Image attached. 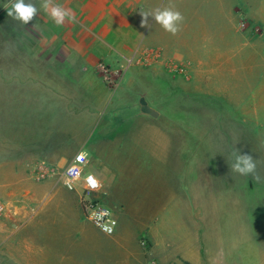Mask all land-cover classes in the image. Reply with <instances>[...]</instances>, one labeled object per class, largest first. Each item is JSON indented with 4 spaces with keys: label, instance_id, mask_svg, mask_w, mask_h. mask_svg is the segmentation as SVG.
I'll return each mask as SVG.
<instances>
[{
    "label": "crops",
    "instance_id": "crops-1",
    "mask_svg": "<svg viewBox=\"0 0 264 264\" xmlns=\"http://www.w3.org/2000/svg\"><path fill=\"white\" fill-rule=\"evenodd\" d=\"M137 1L133 12L130 0H53L77 22L57 26L46 15L45 45H0V183L7 205L0 264H210L207 247L218 241L233 246L226 264H264V156L255 158L261 179L250 175L248 206L242 205V176L230 171L234 154L213 172L224 180L229 169L237 189L210 187L212 165L203 158L199 171L209 182L192 169L188 191L178 194L172 164L163 159L171 132L156 126L162 114L177 116L178 108L149 104L162 97L177 103L181 80L191 101L202 98L209 111L221 103L237 131L243 124L249 129V148L264 149V0H209L201 47L190 43L187 23L175 36L159 25L149 35L157 46H141L144 9ZM6 3L0 0V31ZM131 20L137 31L127 28ZM100 65L120 74L113 87ZM167 86L169 94L161 91ZM190 130L204 134L205 125ZM227 145L242 151L241 141ZM77 153L87 160L83 175L100 183L91 200L117 219L113 235L85 217L80 185L51 189L46 177L49 189H33V169L64 168ZM205 195L215 205L232 196L233 204L215 210L232 222L195 217L205 210L199 208Z\"/></svg>",
    "mask_w": 264,
    "mask_h": 264
},
{
    "label": "rangeland",
    "instance_id": "rangeland-1",
    "mask_svg": "<svg viewBox=\"0 0 264 264\" xmlns=\"http://www.w3.org/2000/svg\"><path fill=\"white\" fill-rule=\"evenodd\" d=\"M137 0H130V10L134 12L137 9ZM145 2L147 4L145 5ZM211 4L209 0H143L139 5L143 7L144 11H151L156 8H164V7H173L179 10L184 15V22L183 24L187 23L191 27V34H190V43L197 44L201 47L202 45V37H201V28H202V20L205 17L206 7ZM37 7H40L39 2H37ZM2 18V29L0 31V45L1 46H25V45H34L40 46L45 45V17L48 14L45 13L43 9H41L40 14L31 21L28 25H22L18 21H14L12 18L8 17L7 10L3 12ZM52 23V21H51ZM54 24V23H53ZM113 24V23H112ZM116 26V23H114ZM149 27H142L143 33L141 34L145 38L143 39L141 46H157L158 42L157 39L149 37L155 30H158L159 24H156L154 19L151 17L149 18ZM158 26V27H157ZM130 31H137L139 26L136 22L131 20L129 22ZM193 39V40H192ZM52 42V41H51ZM100 69V74L104 77L103 79L107 82V84L111 87L114 86L116 80L120 77V74H110L109 67L103 66ZM109 75V76H108ZM178 83V93H177V103L176 102H169V99H163L160 103L157 101V96L159 93H154L156 98V103L151 102L149 104H155L157 108L160 106H177L178 108V115L177 116H164L160 117L157 122L156 126L161 127L166 132H171V134L167 135L166 140L170 143L168 149L164 153L163 159L166 163L172 164L171 173L173 176L176 177L177 182L176 184L172 181V190L174 191L175 188L180 193H185L188 191V187L186 184V177L190 175L191 170H195V168H201L202 159L204 158L205 161L209 159L211 161V176L213 177V184L210 185L213 189L223 190V188H234V184H236V189L238 186V181L233 183V180H228L229 169H227L226 179L220 180L219 177L214 175V168L213 165L216 163L223 162L224 159H231L233 158L234 149L231 145H227L229 143L241 141L242 145V154L247 153L251 154L254 159L256 157H262L264 155V149H250V142L253 141L252 136L249 133V129L246 125H242V132L237 131V124L235 125L233 119L228 117L227 115L223 116L225 113L222 114V105L221 103L215 104L213 103L212 108L210 111L206 108L205 104L201 101L200 97L193 98L198 99L194 100L189 98L190 91L182 84L181 80L177 79ZM116 90H111L110 94L113 96L116 95ZM167 91L166 93L169 94V88L164 87L161 91ZM155 90L153 92H157ZM153 96V95H152ZM159 98V97H158ZM174 98V97H173ZM165 100V101H164ZM148 102V101H147ZM215 104V106H214ZM232 106V104H231ZM168 108V107H167ZM167 108H165L167 110ZM189 109H193L196 111L194 114L192 111H188ZM203 111H206L209 114V117L203 118L202 114ZM205 125V133L202 134L200 131L198 133H192L191 128L200 127L201 124ZM189 129V130H188ZM241 132V133H240ZM239 139V140H238ZM224 143H226V147L223 148ZM199 145V148H197ZM222 147V148H221ZM175 152H177V157H175ZM177 163H176V162ZM175 163V165H174ZM214 163V164H212ZM35 168V167H34ZM228 168V167H227ZM63 167L57 166H45V167H36L33 169L34 174L44 173L48 174V177L53 180L50 184L49 188L51 189H62L64 186V180L62 178V171ZM176 169V171H175ZM206 166L204 167V171H206ZM175 171V173H174ZM202 170H200V174ZM207 174L204 175L203 181L209 182L207 179ZM45 178L38 179L31 183L33 185V189H39L40 191H45ZM205 182V184H206ZM253 183L250 182V175L249 176H242L241 179V195H242V205H249V186ZM209 187V184L206 185L205 190ZM3 193V188L0 183V197ZM24 192L20 194L21 198L23 199ZM233 197L226 196L225 198L218 199L216 205L212 200H210L207 195L204 196L202 199L199 208H204L203 213L195 214L194 216L197 218H204L203 221H207L208 223H227L232 222L229 219L228 215L216 214L215 210L222 208L219 206L220 204L228 205L233 204ZM21 202V201H20ZM209 202L210 205H209ZM37 204V203H35ZM218 205V206H217ZM81 206V205H80ZM206 222V223H207ZM223 238V237H220ZM216 239V238H215ZM220 245L224 244V242L218 241ZM142 244L145 243L142 241ZM218 246L214 244H210L209 249V262L210 264H226L228 262V257L232 256L233 254V246H228L226 243L223 246Z\"/></svg>",
    "mask_w": 264,
    "mask_h": 264
},
{
    "label": "clouds",
    "instance_id": "clouds-1",
    "mask_svg": "<svg viewBox=\"0 0 264 264\" xmlns=\"http://www.w3.org/2000/svg\"><path fill=\"white\" fill-rule=\"evenodd\" d=\"M39 2L40 7H37ZM7 10L8 17L18 21L22 25H28L39 14L41 9L48 13L52 22L57 26H63L65 22L76 23V16L60 4L53 3V0H7L3 6ZM141 27H149V18L154 19L164 31L175 36L182 30L184 15L173 7L156 8L151 11H140ZM230 171L241 176H253L260 180L257 174V163L251 154L241 153L239 150L234 153V161L231 163Z\"/></svg>",
    "mask_w": 264,
    "mask_h": 264
},
{
    "label": "built area",
    "instance_id": "built-area-1",
    "mask_svg": "<svg viewBox=\"0 0 264 264\" xmlns=\"http://www.w3.org/2000/svg\"><path fill=\"white\" fill-rule=\"evenodd\" d=\"M103 69V66L100 65ZM87 160L85 155L77 153L71 161L64 167L62 178L64 186L68 190H74L80 185L82 192L80 205L85 217L103 234L113 235L117 228V219L112 211L99 202L91 200V196L100 188V183L92 175H83V168ZM48 177L45 172L37 174V179ZM7 205L0 197V218L6 215Z\"/></svg>",
    "mask_w": 264,
    "mask_h": 264
},
{
    "label": "trees",
    "instance_id": "trees-1",
    "mask_svg": "<svg viewBox=\"0 0 264 264\" xmlns=\"http://www.w3.org/2000/svg\"><path fill=\"white\" fill-rule=\"evenodd\" d=\"M147 112H149L151 115L155 116V112L152 109L146 108Z\"/></svg>",
    "mask_w": 264,
    "mask_h": 264
}]
</instances>
